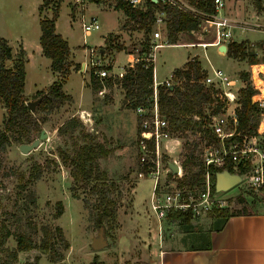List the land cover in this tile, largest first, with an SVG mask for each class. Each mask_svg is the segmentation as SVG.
<instances>
[{
    "label": "rangeland",
    "instance_id": "1",
    "mask_svg": "<svg viewBox=\"0 0 264 264\" xmlns=\"http://www.w3.org/2000/svg\"><path fill=\"white\" fill-rule=\"evenodd\" d=\"M146 1L142 0L140 7L144 8ZM223 1L221 14L245 25L243 29L237 28L232 33V39H243L252 44L258 63L264 62V0H260L261 10L256 9L254 0ZM38 4L41 11L37 9ZM111 5L112 0H85L84 8L80 10L73 0H50L48 3H43L42 0H0V31L8 36L13 46H16V40L19 43L23 39L29 43L31 40L37 41L40 31L38 14L49 17L57 9V30L67 40L69 47H73L68 58L77 64L75 67L71 66L63 77L62 90L69 98L49 112L29 110L36 122L35 127H31L28 132V138L12 140L0 152V259L6 256L5 249L15 247V233L23 231L37 243L42 237V226H47L52 235L56 232L54 227L59 226L68 246L64 247L61 241L48 252H42L38 248L20 251L16 264H88L93 255L97 256L101 264H138L160 235L177 239L184 234L182 239L177 240L181 244H200L206 239L205 234L212 221L209 214L194 218L192 224L198 225V230L194 231L197 236L194 237L190 234L191 228L186 232L168 215L159 221L158 227L157 219L149 207L152 179L145 173L138 175L140 167L136 139L139 126L134 108L129 106L118 84L104 87L101 94L90 87L88 48L93 47L96 52L102 50L99 53L101 63L103 66L111 64L112 48L120 46V39L116 40V36L110 33L117 32L121 23V28L125 30L133 26L127 18L121 22L122 10L113 9ZM193 7L197 8L195 5ZM158 10L160 9L157 8L156 11ZM82 13L86 18L95 16L99 23V28L87 36H83L80 27ZM154 29L159 30L161 36L164 35V19L160 24H152L147 33L139 28L137 33H132L125 40L126 48L132 50L134 57L138 56L143 43L151 41ZM211 37L212 32L202 22L197 30L177 32V43L181 45H163L156 50L154 67L157 80L169 77L173 68L185 66L186 58L197 59L205 70H209L211 65L220 68L230 77L237 78L241 71L248 72L250 77L251 67L245 60L219 53L214 46L184 45V42L196 44L195 42L209 41ZM165 39L164 35L162 41ZM18 46L20 44L11 51L12 57L5 65H12L20 48ZM126 58L123 52L118 53L106 77L120 74ZM57 76V73H51L47 57L31 52V58L25 66L22 94L24 102L34 99L39 92L46 91L48 84ZM253 78L255 79L254 76ZM170 82L178 83L173 76ZM240 82L244 83L243 80H237V85ZM122 99L126 101L122 102ZM204 109L205 112L209 111L207 105ZM4 111L0 100V128ZM69 117L80 124L72 131L59 134L57 127ZM41 129H44L46 136L39 139V144L30 153L21 152L18 145L38 137ZM262 129L263 110L257 132H264ZM188 139L191 140L180 138L181 147H177L169 156L165 155V158L177 161L182 166L186 151L204 158L218 155L221 149L220 140L214 142L207 137L197 139L192 134L188 135ZM234 140L241 141L240 138ZM88 141L92 145H102L106 154L94 159L91 178L84 182L72 158L75 151ZM169 143L174 144L173 141ZM229 143L224 142V146L227 147ZM71 171H75L79 178L74 179ZM171 178L168 176L167 182L171 183ZM173 179L176 180V177ZM101 182L107 187L108 197L113 201L108 206L110 211L102 215L100 213L104 203L99 201L96 188L93 189L94 183ZM244 185L245 181L241 180L225 191L214 192L220 197L230 196L227 200L232 201L229 208L233 210L241 207L234 198L242 191L246 203L249 202L245 210L254 208L256 200H262L264 205V184L256 190ZM58 208L61 213L56 215ZM100 228L104 232L106 244L102 248L93 249L90 244ZM5 233L8 236L3 238ZM56 253H60L61 257L51 261L50 255L55 256Z\"/></svg>",
    "mask_w": 264,
    "mask_h": 264
},
{
    "label": "trees",
    "instance_id": "2",
    "mask_svg": "<svg viewBox=\"0 0 264 264\" xmlns=\"http://www.w3.org/2000/svg\"><path fill=\"white\" fill-rule=\"evenodd\" d=\"M50 0H42L43 3H48ZM61 1V0H56ZM190 4L195 5L199 10L207 13H212L213 0H187ZM257 10L262 9L260 0H254ZM115 7L121 9L122 12L132 20L137 28H141L144 33L150 31L151 25L155 18L157 8L165 12V37L168 43H177V32L193 31L198 29L200 21L190 15L182 13L173 7L162 4L159 1L147 0L144 8L132 7L126 0H115ZM41 6H38L40 10ZM57 9H54L51 16H41L39 19L40 34L38 37L42 54L50 60V70L57 73L56 79L48 85L45 96L36 105V110L50 111L69 96L63 92L62 84L64 76L68 73L71 66H77L76 63L68 58L70 54L68 42L59 33L55 31V19L57 17ZM150 42L143 43L139 48L137 60L124 68L120 76L104 77L102 81L96 78L90 72L89 84L93 91H98L102 87H110L112 84H118L124 92V97L130 107L135 108L138 105L148 106L151 103L152 95V66L149 61L144 59ZM123 48L121 45L116 46V49ZM24 50L20 47L16 52L15 59L11 66L5 65V62L12 57L10 46L6 39L0 37V100L4 108V117L0 128V152L10 144L12 140L20 141L28 138V132L31 127H35V119L26 102L22 99L24 91L25 79V57ZM225 55L231 58L245 60L248 64L258 63L259 60L252 49V44L245 40H229L226 43ZM109 70L110 64L103 66ZM205 75V69L201 67L199 61L195 58L185 62L183 67H175L172 70V76L178 83L172 82L171 85H158V109L167 122L168 128L180 138L188 139V135H195L196 138H211L214 142H218V138L212 132L209 124L210 117L223 111L224 102L220 99L215 89L210 86H205L201 79ZM243 80L244 83L237 90V106L234 108L235 122L229 119L230 128L234 129L233 135L224 139L225 143L240 138V135L256 136L258 138L259 147L264 151V132H257L262 108L259 107L256 101L252 100V96L257 94V90L252 86L249 73L241 71L237 77ZM43 92H39L40 95ZM37 97V96H36ZM35 97V98H36ZM205 105L209 107V111L205 112ZM80 123L69 117L57 127L59 134H65L67 131H72ZM261 124V123H260ZM238 133V134H237ZM106 151L102 145H92L90 141L81 146L74 153L72 158L76 169L81 174V180L88 182L91 178V168L94 159L97 156L105 155ZM249 166V162L243 165L239 164L235 168L230 156H225L221 163H210L207 167L208 174L212 182L215 178V173L221 170L229 172H244ZM183 176L178 180L180 183L191 186L193 184L200 185L205 175L204 158L192 151H186L185 157L182 160ZM74 179H78L75 171H71ZM263 177H264V160H263ZM104 183H94V188L98 193L100 202H103L101 210L102 214L109 212V207L113 201L110 200L107 194V187ZM211 191H215L214 183L211 185ZM264 198V185H263ZM234 201L242 205L238 209H230L229 206L214 208L208 212L211 216V228H219L230 215L249 212L245 210V196L242 194L236 195ZM262 201V200H261ZM60 205V203H57ZM61 213V209L56 210V215ZM99 215V219L101 218ZM168 216L173 217L180 224H189L191 216L189 211L170 210ZM102 229V228H101ZM56 231L53 235L47 226L41 227L42 237L36 243L25 232L15 233V247L5 249V257L0 259V264H16L17 254L20 251H26L31 248H38L42 252H48L55 248L57 243L63 242V246L67 247L68 243L63 239L62 232L59 226L54 227ZM104 233V232H103ZM8 236L7 233L3 238ZM2 238V239H3ZM2 242L0 241V244ZM61 257L60 253L55 256L50 255V260ZM88 264H101L96 255L89 261Z\"/></svg>",
    "mask_w": 264,
    "mask_h": 264
},
{
    "label": "built area",
    "instance_id": "3",
    "mask_svg": "<svg viewBox=\"0 0 264 264\" xmlns=\"http://www.w3.org/2000/svg\"><path fill=\"white\" fill-rule=\"evenodd\" d=\"M126 1L132 7L142 8L140 7L142 0ZM153 1L167 4L182 13L198 19L200 23H204L205 26L209 28V31L212 32V37L209 41L195 42L196 44H193V42H184V45H199L202 47L214 46L217 50L220 44L226 46L229 40H233L232 33L236 31L237 28L243 29L245 27L243 23L221 14L224 8L223 0H213L212 13L194 8L187 0ZM73 2L77 4L80 10L84 8L83 4L85 0H73ZM164 17L165 12L162 9L155 11L153 24H160ZM80 27L83 36H87L91 31L99 28V23L95 16L86 18L82 13L80 14ZM204 29L208 30L206 27ZM160 37V31L154 29L152 31L150 46L144 57L152 66L151 103L148 106L138 105L134 108L139 126L136 139L138 163L140 167L138 175L142 176L143 173H145L152 179L149 207L158 222L165 218L170 210L189 211L191 218L194 219L207 215L208 212L214 208L229 206L231 202L230 200L228 201L227 198L217 196L214 191H211V185L214 181L212 182L208 174L207 167L210 163H221L225 156H230L235 168L239 164L243 165L245 162H249L248 168L244 172L238 174L241 180L245 181V187L256 190L264 184V151L259 147L258 139L255 138L256 136L240 135L241 141L233 140L230 141L227 147L224 146V139L234 133V130L229 128V119L231 118L232 122H235V107H233L230 112L227 111V108L232 103L236 104L237 90L240 87V85H237V80H240L235 77H230L220 68H215L210 65V69L205 70V75L202 77L201 82L205 86H210L215 89L220 99L224 102L223 111L212 115L209 124L212 132L221 142V149L216 156L204 157L206 171L200 185L193 184L188 186L178 181L182 179L183 168L179 162L173 161L177 165V170L173 173L168 167V162L172 160L165 158V155L169 156L177 147H181L180 137L169 130L166 118L160 114L158 109V85L164 84L169 86L172 82H170L169 79H164L162 81L156 80L154 60L156 50L159 47L163 45H181V43L156 41ZM99 53L100 52H96L93 47H89L87 64L93 75L102 81L104 77L108 76V70L103 67L101 55ZM136 60L137 57L132 58V62ZM262 64L264 63L250 64V79L252 86L257 90V94L252 96V100L257 102L264 113V94H261L260 89V87H264V71L258 67ZM254 67L257 68L255 75L257 79L260 80V85H256L255 79L253 78L254 73L252 69ZM103 90L104 87L98 90V93L101 94ZM171 141L174 142L173 145L169 143ZM209 155H211L210 152ZM168 176L172 178L176 177V180H172L171 178L172 182L169 183L167 182Z\"/></svg>",
    "mask_w": 264,
    "mask_h": 264
},
{
    "label": "crops",
    "instance_id": "4",
    "mask_svg": "<svg viewBox=\"0 0 264 264\" xmlns=\"http://www.w3.org/2000/svg\"><path fill=\"white\" fill-rule=\"evenodd\" d=\"M39 4L37 5V9ZM111 6L113 9H117L115 7V0H112ZM40 17L41 15L39 16L38 14V22ZM124 18H127V21L129 23H132L133 26H130L129 28H126L127 30H125L123 29V27L121 28V23L120 29L117 32L110 33L114 35V37L116 36V40L120 39L118 44L123 47L121 49H116V47L112 48V63L114 62L116 55L120 52H123L127 56L126 63L123 65L121 73L126 66L133 63L132 58L134 57L132 50H130L128 47L126 48L125 40L129 39L132 33H137V29H139L136 28V24L122 12L121 22L124 21ZM55 31L59 33L56 26V19ZM163 36L164 35H162L156 41H162ZM0 37L6 39L7 44L10 46L12 52L17 47V44H20V46L18 47H21L24 50L25 54V66L31 58V52L43 55L38 39L37 41L31 40V43L24 39L21 40L20 43L18 40H16L17 44L16 46H13L10 43L8 36L4 32L0 31ZM163 41L167 40L165 39ZM31 47L32 50H29ZM69 50L70 52H72L73 47H69ZM187 60L188 59L186 58L185 62ZM112 63L110 64V67L112 66ZM181 67L182 66H180V68ZM121 73L117 76H120ZM171 78L172 72L169 77H166L164 79L170 80ZM241 85L242 83L240 84V86ZM117 86H115V88ZM120 90L121 89L119 88L118 92H120ZM236 106L237 103L230 104L227 108V111L230 112L231 109ZM258 130L260 131L261 129L258 128ZM262 130L264 131V129ZM239 194L244 195V192L242 191ZM228 197L230 196H227V198ZM256 202L257 200L254 201V203L251 202L254 204V208H252L249 212L230 215L219 228L209 227L205 234V241L200 244L178 243L177 240L182 239L184 234L180 235V237H177V239L171 238L170 236L166 235L162 237V235H160L161 237H157V242L155 244H151L147 255L144 259H141L138 264H264V205L262 204L261 200H258L257 203ZM248 204L249 202H245L244 206L247 207ZM239 206L242 205L239 204ZM193 220L194 219L191 218L189 224H180L177 220L176 221L178 225L185 229V231L191 228L192 232L190 234L194 237L196 235V232L194 231L198 230V225L192 224ZM158 227H160L159 222Z\"/></svg>",
    "mask_w": 264,
    "mask_h": 264
},
{
    "label": "water",
    "instance_id": "5",
    "mask_svg": "<svg viewBox=\"0 0 264 264\" xmlns=\"http://www.w3.org/2000/svg\"><path fill=\"white\" fill-rule=\"evenodd\" d=\"M217 50L221 53H225L226 46L224 44H220L217 47ZM99 52L101 53L102 50H100ZM81 67H83V63H81ZM45 95L46 93L43 92L40 95H38L36 98L26 101V105L29 108V110L32 112L35 111L36 105ZM125 101L126 99H122V102ZM45 136H46V132L44 131V129H41L38 137L33 138L30 142L20 143L18 145V149L23 153H30V151L39 144V139ZM168 167L171 169L173 173H175L177 170V165L173 161L168 162ZM240 180L241 177L236 172H229L228 170L225 169L218 171L215 173L214 189L215 191H225L230 187L236 185L238 182H240ZM105 244L106 241L103 236V230L100 228L97 232V235L93 237L90 246L93 249H99L104 247Z\"/></svg>",
    "mask_w": 264,
    "mask_h": 264
},
{
    "label": "bare ground",
    "instance_id": "6",
    "mask_svg": "<svg viewBox=\"0 0 264 264\" xmlns=\"http://www.w3.org/2000/svg\"><path fill=\"white\" fill-rule=\"evenodd\" d=\"M259 67V69H264V64H262V65H259L258 66ZM257 70V68H253V73H254V76H255V83H256V85H260L261 84V82H260V80L259 79H257V77H256V75H255V71ZM264 71V70H263ZM258 81V82H257ZM260 89H261V94H264V93H262V92H264V87H260Z\"/></svg>",
    "mask_w": 264,
    "mask_h": 264
}]
</instances>
